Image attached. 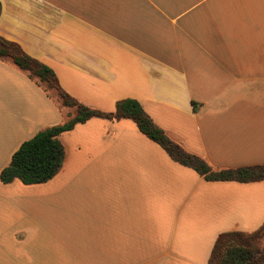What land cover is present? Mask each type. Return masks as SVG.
Wrapping results in <instances>:
<instances>
[{
  "label": "crops",
  "instance_id": "1",
  "mask_svg": "<svg viewBox=\"0 0 264 264\" xmlns=\"http://www.w3.org/2000/svg\"><path fill=\"white\" fill-rule=\"evenodd\" d=\"M0 36L89 108L138 101L213 169L264 165V0H0ZM66 114L0 61V172ZM59 141L51 179L0 183V264H207L219 234L264 225V180L205 181L131 120Z\"/></svg>",
  "mask_w": 264,
  "mask_h": 264
},
{
  "label": "trees",
  "instance_id": "2",
  "mask_svg": "<svg viewBox=\"0 0 264 264\" xmlns=\"http://www.w3.org/2000/svg\"><path fill=\"white\" fill-rule=\"evenodd\" d=\"M0 61L11 62L60 109L67 111L66 120L59 125L45 128L25 141L15 151L10 163L0 172V183L7 185L19 181L23 185L45 183L60 169L64 149L59 137L77 125L90 119L116 122L128 119L134 122L139 132L159 145L169 157L192 170L208 182L250 183L264 180V165L233 169H213L206 160L188 153L158 128L134 99H122L115 103L112 112L89 108L66 93L58 83L55 73L46 65L27 55L22 48L0 36ZM49 91L53 92L51 94ZM196 110V104L192 103ZM264 234V225L255 232H226L217 236L207 264H257L256 255L264 259V249L258 252L255 239Z\"/></svg>",
  "mask_w": 264,
  "mask_h": 264
},
{
  "label": "rangeland",
  "instance_id": "3",
  "mask_svg": "<svg viewBox=\"0 0 264 264\" xmlns=\"http://www.w3.org/2000/svg\"><path fill=\"white\" fill-rule=\"evenodd\" d=\"M51 94H53V92L49 91ZM54 95V94H53ZM255 248L257 249L258 252H261L263 249H264V234L263 235H260L258 236L256 239H255ZM261 253H258L256 255L257 259H258V263L257 264H260L264 261L263 257L260 255Z\"/></svg>",
  "mask_w": 264,
  "mask_h": 264
}]
</instances>
